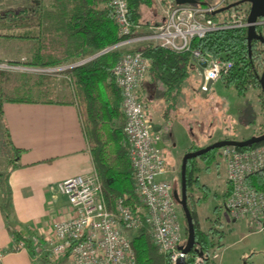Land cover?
I'll use <instances>...</instances> for the list:
<instances>
[{"label":"built area","instance_id":"obj_1","mask_svg":"<svg viewBox=\"0 0 264 264\" xmlns=\"http://www.w3.org/2000/svg\"><path fill=\"white\" fill-rule=\"evenodd\" d=\"M163 20L148 25L149 30L141 35L128 19L127 0H110L112 15L121 37L105 49H122L146 41L176 53L190 54L191 68L200 73V91L207 92L211 83L225 76L233 66L231 60L213 57L191 48L192 39H202L209 33L225 29H245L248 10L231 7L225 10L226 17L215 21L208 14L225 3L197 6L175 4L167 0ZM264 26V16L257 18L255 27ZM84 60L53 67L27 68L0 61V71L29 69L34 72L70 77L66 71L80 65ZM204 64V66H203ZM150 67V59L142 51L124 52L112 67V78L121 92L124 115L123 133L126 138L135 191L141 208L134 210L118 198L109 210L103 198L96 171L89 175H76L57 183L59 191L66 196L71 214L51 224V235L42 239L30 233L25 239H16L10 250L34 251L40 264H54L66 259L68 264H137L131 239L142 226H146L159 253L167 256V264H177L179 257L189 264H204L197 252L183 253L185 241L178 217L177 202L173 187L167 179H158L166 173L164 160L158 148L159 135L150 131V119L145 102L139 96L141 83ZM225 163L226 180L230 191L224 206L233 220L250 218L255 223L264 222V190L249 185L248 178L264 170V141L258 145L238 148H219ZM263 229L264 226H261ZM259 229V230H262ZM0 248V264L5 254Z\"/></svg>","mask_w":264,"mask_h":264},{"label":"trees","instance_id":"obj_2","mask_svg":"<svg viewBox=\"0 0 264 264\" xmlns=\"http://www.w3.org/2000/svg\"><path fill=\"white\" fill-rule=\"evenodd\" d=\"M49 1L50 5L55 8V12L54 14L48 12L46 19L59 25V29L54 30V32L60 36L61 55L45 54V58H41L40 62L35 61L30 64L39 66L62 65L88 58L87 61L68 69L67 72L70 77L69 84L73 88L72 101L77 106L94 168L101 184L103 198L109 210L113 209L114 203L118 198H125V204L137 210L141 208V202L135 191L133 172L126 148V138L124 133H121V129L113 125L115 120H124V115L121 107V92L113 81L112 67L125 50L142 51L143 55L150 59L148 72L150 80L153 83H161L164 86V97H166V100L170 99L173 103L181 90L182 83L188 78L189 73L193 71L190 54L188 52L176 53L170 49L153 46L149 43L129 49H109L104 51L121 38L112 15L110 0ZM152 3L153 0H127L128 19L132 25V30L135 29V26L142 24V7H149ZM195 5L203 7L208 4L199 1ZM222 12H211L208 17L215 21L221 20L220 14ZM256 31L264 36V26L256 27ZM46 32L51 34L53 30ZM258 44L257 40H251L249 51L245 29H225L209 33L202 39H192L190 46L204 54L231 60L233 66L223 79L228 86L232 85L237 90L238 95H242V92L251 82L260 87V75L255 67L260 60V52L257 50ZM262 46L264 47V44ZM68 58H72V61H68ZM50 80L51 76L49 75H42L41 77H33L28 74L12 76L9 71H0V115L2 114L1 105L4 100L29 101L34 100L35 96L43 98V100H49L47 98L48 92H46L44 87H47L46 84L49 85ZM2 84H5L7 91L8 89L11 91L17 89L19 93L25 94L19 96L8 95L6 92L5 94ZM6 84H9L7 86L13 84L11 85L13 89L11 87L7 88ZM37 85L45 90L35 94L36 91L31 89L32 86L37 87ZM0 134L5 146L8 148V159L15 160L19 150L12 149L9 146L10 140L6 127ZM262 142L254 143L250 146L258 145ZM10 149L14 150V152L10 153ZM213 151L211 150L199 156V158L204 159L206 162L208 158L212 159ZM197 158L189 159L187 162V192L192 187H201L198 181V173L201 172V169L197 166ZM203 166L202 171L207 172L209 166L207 164ZM248 183L256 189L264 190V170L251 175L248 178ZM229 191L230 187L225 194V198ZM190 197L191 194L187 195V205L194 221L195 230V244L191 253L194 254L197 249L200 250L204 264H208L210 260L208 257L209 249L214 246L211 236L216 231H210L209 235L200 230L195 208L199 199L194 200L195 203L191 206ZM13 236L19 240L25 239L14 231ZM186 237L185 235V239ZM185 239L184 241H186ZM131 245L137 264L168 263L167 256L158 252L145 225L133 234ZM31 252L35 254L34 251ZM38 259L40 260L41 258ZM191 261L192 259H189L186 264Z\"/></svg>","mask_w":264,"mask_h":264},{"label":"crops","instance_id":"obj_3","mask_svg":"<svg viewBox=\"0 0 264 264\" xmlns=\"http://www.w3.org/2000/svg\"><path fill=\"white\" fill-rule=\"evenodd\" d=\"M26 1V6L12 12L7 21L0 22V61L33 68L31 64H23L28 56H34L37 62H40L42 55H61L60 36L54 32L59 29V25L54 21H47L44 17L48 12L52 14L55 12L49 0ZM225 14L226 12L223 11L220 18ZM156 23L158 22L154 21L153 24ZM49 30L53 32L51 34L46 32ZM9 31H19V33L7 34ZM16 35L21 38H17ZM32 38L40 41L38 44L40 49L34 55L28 54L29 40ZM18 50L20 55L12 54ZM68 61H72V58H68ZM53 66L57 65L48 67ZM27 72L31 71L17 73L23 75ZM66 73L69 75L67 71ZM49 76L61 78L59 75L49 74ZM55 80L51 79L49 85L46 84L47 87H44L46 92L50 94L61 92L62 83L65 82L62 78V81ZM2 86L5 88V84ZM65 87L68 89L66 93L68 98L65 99L47 97L49 100H43L35 96L34 100L29 101L2 102L0 133L6 127L9 146L19 150V153L15 160L7 159L3 179L0 177V248L6 251L1 264H40V260L31 250H10L16 240L13 231L21 238L27 237L30 233L36 234L42 241L49 237L51 224L71 214L66 196L59 191L57 183L68 177L89 175L95 171L77 106L72 101V85L65 83ZM44 88L41 89L37 85V87L32 86L31 90L36 91L37 94L43 92ZM139 96L147 107L150 131L160 137L158 141L160 151L173 152L177 146H180L182 154L190 151L196 121L178 116L177 104L164 97V86L158 82L152 83L146 75L141 83ZM122 123L123 120H115L113 125L120 128L123 134ZM186 131L191 133V139ZM247 135L253 136V131L241 132L232 136V139L241 140ZM9 152L12 153L14 150L10 149ZM165 169L164 179L172 170L166 166ZM160 176L162 175L157 177ZM197 207L200 230L207 233V228L199 216V205ZM240 221L246 224L249 230H254L247 220ZM220 249L222 250L218 248L212 252L208 264H217L216 261L221 254Z\"/></svg>","mask_w":264,"mask_h":264},{"label":"rangeland","instance_id":"obj_4","mask_svg":"<svg viewBox=\"0 0 264 264\" xmlns=\"http://www.w3.org/2000/svg\"><path fill=\"white\" fill-rule=\"evenodd\" d=\"M196 1H201L207 3L208 5H217L222 1L225 3V5L241 1L238 5L234 6L236 9L246 11L249 8V3L246 0ZM167 4V1L162 2L161 0H153L151 6H143L141 10L142 24L140 26L138 25V28H136V30L141 35H144L149 30L147 24L151 25L154 23V21L161 22ZM26 5V0H0V22L7 21L10 13L19 11ZM226 16L227 15L225 14V16H223L221 19ZM44 17H46V15H44ZM1 32L4 33L5 31ZM14 33L18 34L19 31H9V33L7 34ZM17 38L20 39L21 37L17 36ZM39 42V40L33 38L29 40L30 46L28 48V54L34 55L35 52L40 49L38 45ZM145 43L147 42L141 41L135 43L134 45L123 46V48H134ZM257 50L260 52V60L256 63L255 67L257 73L261 75L262 71L264 70V47L260 42L257 46ZM125 52L129 51L125 50ZM14 53L20 55L19 50L16 52L14 51L12 54ZM41 58L44 59L45 55H43ZM82 60H84L85 62L88 60V58ZM35 61L37 60L34 58V56H28L23 64L27 65L30 64L28 62ZM33 66L41 67L39 65ZM48 66L49 65H47V67ZM149 69L146 73L147 76L149 75ZM18 71H31L27 72V74L33 77L49 75L47 73H42L41 75V73L39 74V72H34L33 70L29 69H15L11 71L12 76L22 75L18 74ZM223 77L213 81L210 84L209 91L202 92L199 89L202 82V76L200 73L192 71L189 73L188 78L182 83L181 90L176 96L175 101L173 102L178 106V116L184 118L187 117L190 118L191 121H196V125L194 124V130L192 134L193 145L190 150L203 148L217 140L232 139V136H236L241 132L249 133L250 131H253V136H256L262 132L264 133V95L261 91V88L258 87L254 82H251L242 92V95H238L237 90L232 85L228 86ZM61 78L64 80L63 82L69 84L67 76ZM61 78L51 76V79H56L55 81L57 82L60 81ZM65 83H62L63 85L61 92L51 94L48 93L47 96L53 99L68 98V95L66 94L68 89L65 87ZM7 85L9 84H6V86ZM11 85L13 84H10V86H7V88H12ZM3 89V92H6L8 95L19 96L25 94L22 92L19 93L17 89L13 88L12 89L14 91H11L9 89L7 91L5 88ZM168 101L171 100L169 99ZM123 125L124 120L122 123V131ZM185 133L191 139V133H188V131H186ZM251 136L252 135H247L241 140L247 139ZM179 142H181V140ZM126 148L128 150L127 146ZM160 152L165 166L169 168V170L172 169L171 173L167 175L166 179L180 194V166L182 157L186 152L182 154L180 146H177L176 149L173 150V152L166 150H161ZM7 159L8 148L5 146L3 139L0 137V177L4 176L5 174V169L7 168ZM196 160L197 166L201 169V172L198 173L199 186L201 187H192L190 191L187 192V195L191 194L189 200L191 206L194 205V200L199 199V202L196 203L195 208L198 209L197 205H199V216L201 221L207 228V233L209 234L210 231H216L215 233H213V236H211L214 242V246L209 249L208 257L210 258V255L214 250L222 248V250L220 249L221 254L216 261L217 264H264V228H261V226H264V222L263 225H259L250 218L242 219L247 220L251 224V227L254 228V230H249L246 224H242V222L240 221L241 219L238 221H233L232 217L224 206L225 194L229 188V184L226 180L225 163L223 158L221 157L220 149H214V151L212 152V159L208 158L206 162L204 159H201L199 157ZM204 164H207L209 166L207 172L202 171ZM163 177L164 176L162 175L157 178ZM177 209L179 221L182 226V236L183 239H185V235L187 236L186 222L183 211L178 202ZM196 215L198 220L197 210ZM258 229L262 230L258 231ZM66 262V259H61L57 263L64 264Z\"/></svg>","mask_w":264,"mask_h":264},{"label":"water","instance_id":"obj_5","mask_svg":"<svg viewBox=\"0 0 264 264\" xmlns=\"http://www.w3.org/2000/svg\"><path fill=\"white\" fill-rule=\"evenodd\" d=\"M171 1H173L175 4H178V5L195 4L197 2L196 0H171ZM246 1L249 3V10H248V15H247V22L249 23V25L246 28V34H247L248 49L250 51L251 40H257L261 44H264V36L260 33H257L256 27H255V22L257 18L264 16V0H246ZM240 2L238 1V2L224 5L221 8L217 9L215 12H221V11L228 10L231 7L238 5ZM210 84H211V81L208 82V87L210 86ZM259 84H260L261 91L264 94V70L259 76ZM261 141H264V133L257 135V136H251L244 140L222 139V140H217L203 148L187 151L183 155L182 160H181V166H180V181H181L180 194L178 193L176 189H173V197L175 201L179 203L183 211L185 222H186L187 237H186L185 244L181 247L183 253L190 252L194 248V244H195L194 221H193L191 212L187 205L186 167H187L188 160L192 158H197L211 150L220 148L222 146H236L238 148H243V147H248L254 143H258ZM196 252L199 255H202V252L200 250L197 249ZM176 263L185 264V261L182 257H179Z\"/></svg>","mask_w":264,"mask_h":264},{"label":"flooded vegetation","instance_id":"obj_6","mask_svg":"<svg viewBox=\"0 0 264 264\" xmlns=\"http://www.w3.org/2000/svg\"><path fill=\"white\" fill-rule=\"evenodd\" d=\"M174 189V188H173Z\"/></svg>","mask_w":264,"mask_h":264}]
</instances>
